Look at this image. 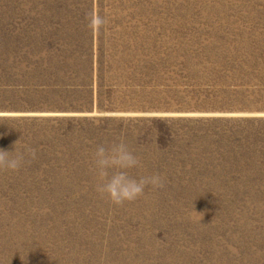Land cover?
Masks as SVG:
<instances>
[{
    "label": "rangeland",
    "instance_id": "obj_1",
    "mask_svg": "<svg viewBox=\"0 0 264 264\" xmlns=\"http://www.w3.org/2000/svg\"><path fill=\"white\" fill-rule=\"evenodd\" d=\"M202 112L264 114V0H0V148L37 151L0 171V264H264V116ZM120 139L166 183L117 206Z\"/></svg>",
    "mask_w": 264,
    "mask_h": 264
},
{
    "label": "clouds",
    "instance_id": "obj_2",
    "mask_svg": "<svg viewBox=\"0 0 264 264\" xmlns=\"http://www.w3.org/2000/svg\"><path fill=\"white\" fill-rule=\"evenodd\" d=\"M86 19L88 27L95 30H99L106 22L96 12L87 14ZM35 159V148L26 147L24 151H19L14 142L12 150L0 148V171H19ZM92 165V171L97 177L95 191L117 206L136 201L144 195L146 187H165L166 177L160 173L138 176L131 174L132 169L142 167V160L123 139L97 144L92 153ZM21 260H26V253Z\"/></svg>",
    "mask_w": 264,
    "mask_h": 264
},
{
    "label": "trees",
    "instance_id": "obj_3",
    "mask_svg": "<svg viewBox=\"0 0 264 264\" xmlns=\"http://www.w3.org/2000/svg\"><path fill=\"white\" fill-rule=\"evenodd\" d=\"M230 121H233V120H225V119H215L214 120V119H211V118H208V119H197V122H199L204 128L209 129V130L214 129V123H218V122L231 123ZM249 122L257 123V121L239 119L238 121L234 122V124H250ZM241 128H242V130L245 133L246 130L243 127H241ZM262 133L263 132H261V136L264 138V135ZM249 136L255 137V132L248 134L246 136V138H244V139H240L238 145L239 146H244V144L246 142V139L248 140Z\"/></svg>",
    "mask_w": 264,
    "mask_h": 264
},
{
    "label": "water",
    "instance_id": "obj_4",
    "mask_svg": "<svg viewBox=\"0 0 264 264\" xmlns=\"http://www.w3.org/2000/svg\"><path fill=\"white\" fill-rule=\"evenodd\" d=\"M7 114H11V115H20L19 113H26V115H37V114H45V113H41V112H4ZM59 113V112H58ZM168 113V112H166ZM180 115H190V114H180ZM197 115L199 116H214V115H218V116H234V115H238V116H264V114H252V113H231V112H218V113H206V112H202V113H198Z\"/></svg>",
    "mask_w": 264,
    "mask_h": 264
}]
</instances>
